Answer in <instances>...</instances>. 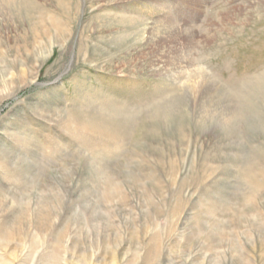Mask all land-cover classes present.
I'll use <instances>...</instances> for the list:
<instances>
[{"label":"rangeland","instance_id":"374dc122","mask_svg":"<svg viewBox=\"0 0 264 264\" xmlns=\"http://www.w3.org/2000/svg\"><path fill=\"white\" fill-rule=\"evenodd\" d=\"M0 264H264V0H0Z\"/></svg>","mask_w":264,"mask_h":264},{"label":"bare ground","instance_id":"6f19581e","mask_svg":"<svg viewBox=\"0 0 264 264\" xmlns=\"http://www.w3.org/2000/svg\"><path fill=\"white\" fill-rule=\"evenodd\" d=\"M182 34V36H181V38H180V44H179V46L180 47H182V48H190L191 46H192V38L190 37V36H187L186 34H184L183 35V33H181ZM190 35H191V33H190ZM179 36V35H178ZM177 36V37H178ZM187 46H190V47H187ZM178 48V47H177ZM187 60V59H186ZM183 60H181V62H182ZM203 78V77H202ZM201 78V79H202ZM192 85V84H191ZM195 87V86H194ZM193 89V88H192ZM198 90V89H197ZM199 92H201V90H199ZM206 92V91H205Z\"/></svg>","mask_w":264,"mask_h":264}]
</instances>
